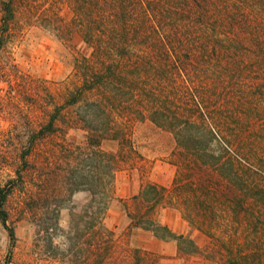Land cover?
<instances>
[{
  "label": "trees",
  "instance_id": "trees-1",
  "mask_svg": "<svg viewBox=\"0 0 264 264\" xmlns=\"http://www.w3.org/2000/svg\"><path fill=\"white\" fill-rule=\"evenodd\" d=\"M14 1H0L6 25L15 18ZM53 1L73 12L62 23L51 11L53 31L60 37L77 31L90 53L75 58V81L30 137V146L49 138L66 157L55 179L41 172L40 189L53 196L27 202L35 214L46 204L41 230L64 234L71 264H155L104 224L119 165L128 152L138 155L132 126L147 124L172 136L177 172L168 186L146 182L120 200L129 219L125 234L145 229L175 241L180 255L216 264H264V0ZM66 129L82 130L84 142L58 137ZM106 139L119 149L105 150ZM22 160L28 175L26 154ZM78 190L90 200L63 230L60 201ZM11 192V184H0V221L14 240L6 209ZM165 207L180 212L187 232L160 221ZM193 230L209 237L206 247Z\"/></svg>",
  "mask_w": 264,
  "mask_h": 264
},
{
  "label": "rangeland",
  "instance_id": "rangeland-1",
  "mask_svg": "<svg viewBox=\"0 0 264 264\" xmlns=\"http://www.w3.org/2000/svg\"><path fill=\"white\" fill-rule=\"evenodd\" d=\"M54 5L53 0H15V18L6 25L0 2V184H11L12 187L6 209L8 225L15 230V239L12 240L0 221V264H71L69 258L74 257L64 234L58 232L50 236L48 231L41 230L40 225L48 216L43 212L46 204L40 203L36 214L27 204L33 197L53 196L52 192L40 189L41 172L42 175L49 173L55 179L56 170L66 165L65 155L59 149L54 150L53 141L48 138L30 146V137L48 121L53 99L62 101L61 93L75 81V58L90 53L88 44L77 31L61 37L53 31L54 25L48 22L51 11L62 23L68 22L73 14L68 3L56 4L55 8ZM261 81L264 84V80ZM259 92L264 99V88ZM132 131L130 135L138 155L128 152V157L119 165L114 179V198L104 219L105 226L114 231V238L123 235L122 242L127 240L130 248H141L149 262L216 264L200 254L180 255L175 241H171L170 248L153 243L149 239L150 231L138 234L136 230L139 228H135L125 234L129 219L120 200L130 199L146 182L168 186L177 172L171 154L174 141L169 133L140 123L132 126ZM84 136L82 130L66 129L58 137L82 143ZM102 146L111 152L119 149L115 139H106ZM25 154L30 171L28 175L22 173ZM20 173L22 177L19 178ZM56 182L52 183L54 187L61 183ZM89 200L87 191L78 190L60 201L58 219L61 229H70ZM158 217L171 224L178 217L185 232L189 230L187 221L175 208L161 209ZM191 234L200 246H207L209 237L204 232L193 230Z\"/></svg>",
  "mask_w": 264,
  "mask_h": 264
},
{
  "label": "crops",
  "instance_id": "crops-1",
  "mask_svg": "<svg viewBox=\"0 0 264 264\" xmlns=\"http://www.w3.org/2000/svg\"><path fill=\"white\" fill-rule=\"evenodd\" d=\"M160 217H161V215H160ZM178 218V217H177ZM176 218V223H175V221L173 222V224H171V223H167L174 231H176V232H178V233H184L186 230H184V228L183 227H181L182 225H181V221H179V219H177ZM160 221L161 222H163V223H166V222H164V221H162L161 219H160ZM137 232H138V234H146V231H148V230H144V229H137L136 230ZM188 231V230H187ZM150 235H149V239H150V241H152L153 243H159V244H161L162 246H164V247H166V248H170L172 245V243H171V241H168V240H163V239H160V238H157V237H155L152 233H149Z\"/></svg>",
  "mask_w": 264,
  "mask_h": 264
}]
</instances>
